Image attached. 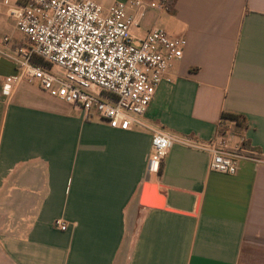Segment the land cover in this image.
<instances>
[{
  "label": "crops",
  "instance_id": "0c3cea01",
  "mask_svg": "<svg viewBox=\"0 0 264 264\" xmlns=\"http://www.w3.org/2000/svg\"><path fill=\"white\" fill-rule=\"evenodd\" d=\"M4 0H0V4ZM24 0H8L10 5ZM107 8L115 1L93 0ZM0 8V264H264V0H171L138 30L183 37L182 58L144 121L175 138L234 134L237 171L176 142L142 186L151 134L111 128L24 80L9 96V47L23 43ZM239 116V123L222 115ZM67 224L54 228L56 220Z\"/></svg>",
  "mask_w": 264,
  "mask_h": 264
},
{
  "label": "built area",
  "instance_id": "2783aa9c",
  "mask_svg": "<svg viewBox=\"0 0 264 264\" xmlns=\"http://www.w3.org/2000/svg\"><path fill=\"white\" fill-rule=\"evenodd\" d=\"M2 6L23 38L13 48L10 36L1 39L14 67V74L2 80L5 96L30 80L86 118L95 114L111 128L149 132L151 175L158 173L172 145L181 141L210 156V171L236 173L238 156L230 131H217L210 141L194 143L144 121L160 83H171L170 72L182 58L186 40L169 37L156 25L143 37L135 39L132 33L149 12H169L171 0H122L107 8L93 0H24L14 5L4 0ZM53 226L67 229L60 219Z\"/></svg>",
  "mask_w": 264,
  "mask_h": 264
},
{
  "label": "water",
  "instance_id": "95a60500",
  "mask_svg": "<svg viewBox=\"0 0 264 264\" xmlns=\"http://www.w3.org/2000/svg\"><path fill=\"white\" fill-rule=\"evenodd\" d=\"M150 176L151 173L149 171V165L147 168V172L144 178V183L142 186V191L144 193L148 192L152 195L154 202L153 203H148L145 199L141 200V203L145 207H150L158 210H168L172 211L171 209L165 207L164 204V197L158 193V187L156 184L150 183Z\"/></svg>",
  "mask_w": 264,
  "mask_h": 264
},
{
  "label": "trees",
  "instance_id": "16d2710c",
  "mask_svg": "<svg viewBox=\"0 0 264 264\" xmlns=\"http://www.w3.org/2000/svg\"><path fill=\"white\" fill-rule=\"evenodd\" d=\"M226 119H228V120H232V121H235L236 123H239V122H240V120H239V116H233V115H227V114L222 115V120L224 121V120H226ZM218 131L221 132V133H223V132H225L226 130H225L224 126H221V127L218 129Z\"/></svg>",
  "mask_w": 264,
  "mask_h": 264
},
{
  "label": "rangeland",
  "instance_id": "374dc122",
  "mask_svg": "<svg viewBox=\"0 0 264 264\" xmlns=\"http://www.w3.org/2000/svg\"><path fill=\"white\" fill-rule=\"evenodd\" d=\"M138 30V29H137ZM20 35V34H19ZM132 35H133V38H139L140 36H141V32H139V31H134L133 33H132ZM10 55H11V53H10Z\"/></svg>",
  "mask_w": 264,
  "mask_h": 264
}]
</instances>
